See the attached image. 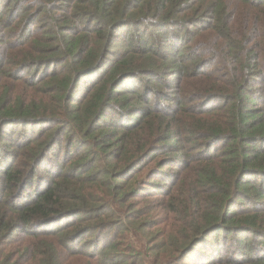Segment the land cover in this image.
<instances>
[{
  "label": "trees",
  "instance_id": "1",
  "mask_svg": "<svg viewBox=\"0 0 264 264\" xmlns=\"http://www.w3.org/2000/svg\"><path fill=\"white\" fill-rule=\"evenodd\" d=\"M0 264H264V0H0Z\"/></svg>",
  "mask_w": 264,
  "mask_h": 264
}]
</instances>
